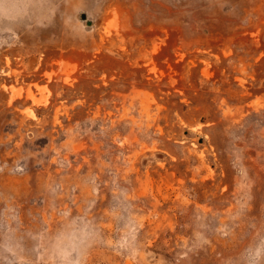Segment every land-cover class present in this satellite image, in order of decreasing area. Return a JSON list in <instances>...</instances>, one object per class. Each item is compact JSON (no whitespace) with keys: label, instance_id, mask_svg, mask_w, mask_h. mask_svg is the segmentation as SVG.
Masks as SVG:
<instances>
[{"label":"rangeland","instance_id":"374dc122","mask_svg":"<svg viewBox=\"0 0 264 264\" xmlns=\"http://www.w3.org/2000/svg\"><path fill=\"white\" fill-rule=\"evenodd\" d=\"M263 33L264 0H0V264H264Z\"/></svg>","mask_w":264,"mask_h":264},{"label":"trees","instance_id":"16d2710c","mask_svg":"<svg viewBox=\"0 0 264 264\" xmlns=\"http://www.w3.org/2000/svg\"><path fill=\"white\" fill-rule=\"evenodd\" d=\"M263 46H264V33L260 36V47L256 50V52L262 51L263 50ZM263 59H264V57H263Z\"/></svg>","mask_w":264,"mask_h":264},{"label":"bare ground","instance_id":"6f19581e","mask_svg":"<svg viewBox=\"0 0 264 264\" xmlns=\"http://www.w3.org/2000/svg\"><path fill=\"white\" fill-rule=\"evenodd\" d=\"M109 26H110V25H109ZM26 69H27V68H26ZM15 90H16V89H15ZM15 90L12 91L13 96H14V95H17V94H18V91H20V90H18V91H15ZM17 96H18V95H17ZM9 97H10V96H9ZM15 97H16V96H15ZM15 97H14V98H15ZM32 115H33V114H32Z\"/></svg>","mask_w":264,"mask_h":264},{"label":"water","instance_id":"95a60500","mask_svg":"<svg viewBox=\"0 0 264 264\" xmlns=\"http://www.w3.org/2000/svg\"><path fill=\"white\" fill-rule=\"evenodd\" d=\"M81 18L84 19V18H85V14L82 13V14H81ZM89 22H90V21H88V23H89Z\"/></svg>","mask_w":264,"mask_h":264}]
</instances>
